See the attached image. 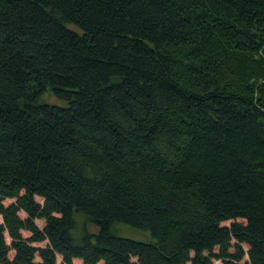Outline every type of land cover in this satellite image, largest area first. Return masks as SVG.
Listing matches in <instances>:
<instances>
[{
    "label": "trees",
    "instance_id": "1",
    "mask_svg": "<svg viewBox=\"0 0 264 264\" xmlns=\"http://www.w3.org/2000/svg\"><path fill=\"white\" fill-rule=\"evenodd\" d=\"M0 264H264V0H0Z\"/></svg>",
    "mask_w": 264,
    "mask_h": 264
},
{
    "label": "rangeland",
    "instance_id": "2",
    "mask_svg": "<svg viewBox=\"0 0 264 264\" xmlns=\"http://www.w3.org/2000/svg\"><path fill=\"white\" fill-rule=\"evenodd\" d=\"M42 99L44 102H46V104L49 105L60 106V107L64 105V103L56 100L55 98L51 97L48 94H45ZM74 220H75V230H74L75 236H78L81 229H84V231L90 233L95 231V228L92 225L87 224L80 216H75ZM111 230L114 234L123 238H128L140 242H145L147 240V235L145 233L132 230L125 226L113 225Z\"/></svg>",
    "mask_w": 264,
    "mask_h": 264
}]
</instances>
